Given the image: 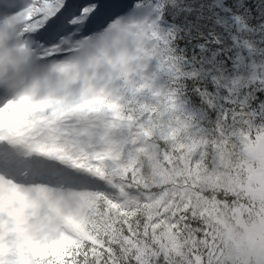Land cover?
<instances>
[{"label":"snow or ice","instance_id":"6c2138e0","mask_svg":"<svg viewBox=\"0 0 264 264\" xmlns=\"http://www.w3.org/2000/svg\"><path fill=\"white\" fill-rule=\"evenodd\" d=\"M125 10L117 0H0V18L21 23L16 38L34 53L22 91L21 82L0 84V114L39 121L86 149V163L59 144L37 152L101 181L78 204L34 203L22 228L15 213L0 215V264H222L205 220L235 215L252 179L240 161L264 147V122L242 111L238 125L225 113L211 131L195 126L181 111L171 34L156 20L125 19ZM161 73L170 84L158 82ZM6 130L0 169L30 166ZM190 236L185 259L177 241Z\"/></svg>","mask_w":264,"mask_h":264},{"label":"trees","instance_id":"16d2710c","mask_svg":"<svg viewBox=\"0 0 264 264\" xmlns=\"http://www.w3.org/2000/svg\"><path fill=\"white\" fill-rule=\"evenodd\" d=\"M157 1L166 22L161 31L171 34L184 73L181 111L206 131L225 113L229 125L239 124L233 117L242 111L255 112L256 122H264V0ZM170 82V75L161 73L159 83ZM53 144L66 148L73 162L86 163V149L78 152L67 138Z\"/></svg>","mask_w":264,"mask_h":264},{"label":"rangeland","instance_id":"374dc122","mask_svg":"<svg viewBox=\"0 0 264 264\" xmlns=\"http://www.w3.org/2000/svg\"><path fill=\"white\" fill-rule=\"evenodd\" d=\"M123 5L126 6V10L120 15L125 19L156 20L160 30L166 25L157 0L136 3L134 6L128 5L125 1ZM5 127L7 130L3 131V136L11 138L18 135L20 141L16 143L20 147L16 151L21 156L28 155L31 161L30 166L0 169V215L15 213L9 218L18 227H23L24 213L27 211L31 214L34 203L42 206L56 200L63 201L65 204H78V198L95 191L101 184L99 179L89 175L87 171L79 170L70 163H60L56 159H50L37 152L39 147L51 145L62 139L61 134L53 131L50 126L41 124L39 121L23 124L15 117L6 118L0 114V130ZM54 180L56 183L57 180H63L64 184H54ZM41 188L45 191H40ZM38 194L41 195L38 197Z\"/></svg>","mask_w":264,"mask_h":264},{"label":"clouds","instance_id":"9594fccd","mask_svg":"<svg viewBox=\"0 0 264 264\" xmlns=\"http://www.w3.org/2000/svg\"><path fill=\"white\" fill-rule=\"evenodd\" d=\"M20 30V22H6L5 18H0V84L22 82L15 92L22 91L30 81L29 65L34 56L28 42L16 38L15 34ZM25 55L27 64L22 62ZM39 67L47 70L44 66ZM228 152L230 150H225L226 163L231 160ZM240 162L251 170L252 179L250 183L245 182L246 191L241 193L235 215L225 211L220 217L214 215L212 219H206L205 223L216 229L215 236L224 258L222 264H264V147L257 145L253 155L244 156ZM217 219L218 224L214 223ZM193 240L195 237L190 236L177 241L176 250L185 259V247Z\"/></svg>","mask_w":264,"mask_h":264},{"label":"bare ground","instance_id":"6f19581e","mask_svg":"<svg viewBox=\"0 0 264 264\" xmlns=\"http://www.w3.org/2000/svg\"><path fill=\"white\" fill-rule=\"evenodd\" d=\"M14 135V134H13ZM39 176V175H38ZM53 183V182H52ZM57 183L59 184V183H63L64 184V181L63 180H57ZM56 183V180H54V184H57ZM51 187V186H50ZM51 188H54V187H51Z\"/></svg>","mask_w":264,"mask_h":264}]
</instances>
